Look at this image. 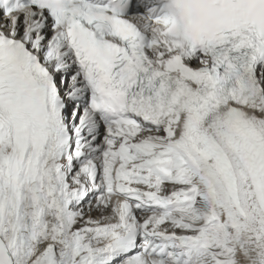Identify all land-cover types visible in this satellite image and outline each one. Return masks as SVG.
Returning <instances> with one entry per match:
<instances>
[{"label":"snow or ice","instance_id":"obj_1","mask_svg":"<svg viewBox=\"0 0 264 264\" xmlns=\"http://www.w3.org/2000/svg\"><path fill=\"white\" fill-rule=\"evenodd\" d=\"M0 264H264V0H0Z\"/></svg>","mask_w":264,"mask_h":264}]
</instances>
